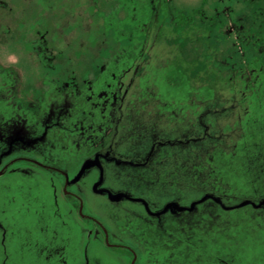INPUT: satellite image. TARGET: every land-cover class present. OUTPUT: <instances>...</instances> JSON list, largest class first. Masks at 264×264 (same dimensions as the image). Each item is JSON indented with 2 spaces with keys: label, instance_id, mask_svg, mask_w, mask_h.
Here are the masks:
<instances>
[{
  "label": "rangeland",
  "instance_id": "rangeland-1",
  "mask_svg": "<svg viewBox=\"0 0 264 264\" xmlns=\"http://www.w3.org/2000/svg\"><path fill=\"white\" fill-rule=\"evenodd\" d=\"M261 11L0 0V264H264Z\"/></svg>",
  "mask_w": 264,
  "mask_h": 264
},
{
  "label": "flooded vegetation",
  "instance_id": "flooded-vegetation-1",
  "mask_svg": "<svg viewBox=\"0 0 264 264\" xmlns=\"http://www.w3.org/2000/svg\"><path fill=\"white\" fill-rule=\"evenodd\" d=\"M223 7V6H222ZM221 10V13L223 12L224 13H227L226 11V7L224 6L223 8H220ZM210 21H211V25L214 26V24H216V21L218 20L217 17L215 16H212L211 18H209ZM223 21V20H221ZM235 26V25H234ZM222 27L220 30V34H221V38L219 41H215V46L214 47H218V45H216L217 42H222L225 40V38H227V35H224L222 34ZM238 30V29H237ZM219 33L218 34H215V35H220ZM240 35V34H239ZM238 35V38H240V36ZM219 37L216 38V40L218 39ZM241 39H244V37ZM31 44H32V49L31 51L28 52V54L31 56L30 58H34V59H37V60H34V63H36L37 61H42L43 58L45 59H49V58H52V56L55 57V55H53V53H51L52 51H49L47 52V50L45 49V47L42 45V42L41 41H37L35 38L31 39ZM221 47L219 48V51L221 52ZM228 54L226 56V58L222 59L221 60V64L224 66V67H227L228 66V63H229V60H228ZM238 65L240 64V60L237 59V62H236ZM1 68H3L1 66ZM4 68L9 71L10 73L12 74H15V84L12 85V88L15 86L16 89H14V91H19V89L17 88L19 86V83H20V80H21V76H19L17 74V69L13 66H5L4 65ZM55 77L57 78L58 76L57 75H64L65 77L67 78H64V80L61 82V85L63 86H67L69 85L70 83H75V80H77L76 78H82V80L84 81V75L86 76L87 75V68H85V73L84 72H75L73 69H70L68 70L65 74L63 73H59V74H54ZM56 78L53 77V79L57 80ZM71 80V81H70ZM86 81V79H85ZM211 85H217V83H210V86ZM60 90H62L63 88L59 85V88ZM16 158H19V157H16ZM9 163L8 162H5L4 163V170L7 168L6 166L8 165ZM46 167V166H45ZM47 168V167H46ZM3 171V170H2ZM61 171V170H59ZM62 172V171H61ZM205 197H208V198H217V196L215 194H212V193H209V191L203 193L201 195V198H205ZM264 200V199H263ZM196 201H199V199H194V200H190L189 201V204L187 205H180L179 206V209L178 210H182V209H185V210H190L192 208V204H195ZM246 201H250V200H246ZM243 202V201H242ZM240 202V203H242ZM229 207H233V205H223L222 208H225V209H228ZM105 239H106V242H107V235H105ZM113 249L118 251V252H125L126 254H129L130 256V264H135V261L137 259V255L136 253L134 252L133 249H131L130 247L126 246V245H123V244H114L113 246ZM217 249H219L220 251H222V248L220 245H218Z\"/></svg>",
  "mask_w": 264,
  "mask_h": 264
},
{
  "label": "trees",
  "instance_id": "trees-1",
  "mask_svg": "<svg viewBox=\"0 0 264 264\" xmlns=\"http://www.w3.org/2000/svg\"><path fill=\"white\" fill-rule=\"evenodd\" d=\"M256 13H258V15L260 14L259 13V11L258 12H256ZM261 19H260V21H264V12H262L261 11ZM255 17L256 16H253L252 17V19H250V21H256L255 20ZM260 18V17H259ZM262 36L264 37V33L262 32ZM243 41H244V39H242ZM240 41V40H239ZM254 42V41H253ZM256 43H255V45L253 44V46H254V48L252 47V49L255 51V52H257V49H258V46H259V42H260V38H259V36H258V39L255 41ZM240 58H241V60H240V64H242V62H243V58L240 56ZM259 60H260V62L262 63V64H264V61H263V59L260 57L259 58ZM235 64H237L236 62L235 63H228V66H232V65H235ZM239 64V65H240ZM238 65V64H237Z\"/></svg>",
  "mask_w": 264,
  "mask_h": 264
},
{
  "label": "crops",
  "instance_id": "crops-1",
  "mask_svg": "<svg viewBox=\"0 0 264 264\" xmlns=\"http://www.w3.org/2000/svg\"><path fill=\"white\" fill-rule=\"evenodd\" d=\"M189 101H190V99H189Z\"/></svg>",
  "mask_w": 264,
  "mask_h": 264
},
{
  "label": "snow or ice",
  "instance_id": "snow-or-ice-1",
  "mask_svg": "<svg viewBox=\"0 0 264 264\" xmlns=\"http://www.w3.org/2000/svg\"><path fill=\"white\" fill-rule=\"evenodd\" d=\"M103 178V177H102Z\"/></svg>",
  "mask_w": 264,
  "mask_h": 264
}]
</instances>
